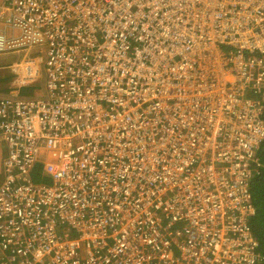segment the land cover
Here are the masks:
<instances>
[{"label": "built area", "instance_id": "built-area-1", "mask_svg": "<svg viewBox=\"0 0 264 264\" xmlns=\"http://www.w3.org/2000/svg\"><path fill=\"white\" fill-rule=\"evenodd\" d=\"M223 5L224 32L200 37L198 16L169 18L163 0H0L12 28L0 52L53 44L40 55L46 91L0 97V264L261 260L247 221L264 143V0ZM98 83L116 93L103 118Z\"/></svg>", "mask_w": 264, "mask_h": 264}, {"label": "rangeland", "instance_id": "rangeland-1", "mask_svg": "<svg viewBox=\"0 0 264 264\" xmlns=\"http://www.w3.org/2000/svg\"><path fill=\"white\" fill-rule=\"evenodd\" d=\"M224 0H163V7L162 11L165 12L167 17L169 18H175V15H181L183 16V19H192L195 15L198 16L199 23L194 24L196 25V35L202 37L200 31L202 30V27H204V31H206L204 34L207 35H218L220 33L224 32V29H221V23L223 19L226 16H229V12L226 11V8L224 7ZM185 6H188V12L184 13L183 9ZM117 12L120 14V11L117 10ZM122 12V11H121ZM121 15H132V12L129 10H124ZM120 15V17H121ZM75 17V15H73ZM73 18L71 20L72 24L69 23L70 27H73L75 29V39L82 40L79 36L81 33H77L78 31H83L82 24L79 21H76ZM146 21V20H144ZM75 22V23H74ZM228 30V29H226ZM82 38H84V35H82ZM48 41H43L45 42L43 46L48 45V47H43L41 49V52L43 55L49 47H52L53 44H48L51 43ZM83 41V40H82ZM22 50L18 51H10V52H0V59L3 61V63H6L7 69L14 61H19L22 57ZM64 55V54H63ZM247 57L248 55L245 54ZM3 66V65H2ZM7 71V70H6ZM4 71L3 73H0V90H4L7 87L10 86V88L18 89V94L22 95L24 99L28 100L30 97H36L39 96L40 90L39 91H34L37 89L36 85L37 83H40L39 80H44V77L42 74H39V78L37 81L35 80H24L21 76H17L14 73H7ZM33 72V69H32ZM36 73V71H35ZM121 74L122 72L119 71ZM129 77V75H127ZM99 80V76L97 81ZM17 81H20L21 83H17ZM100 82V80H99ZM93 83V75L89 80V84L85 87H91ZM43 84V92L44 93L46 90L44 89V82ZM91 85V86H90ZM41 89V88H40ZM106 89H109V87H106L105 84L98 83L96 90L94 92V97H90L91 101L93 104L96 106V108H100V113L101 117L103 118L108 112L111 111V108L113 107V104L111 102L110 97L111 96H116V93H108L106 94ZM33 91L36 94H33ZM98 94V95H97ZM124 107V106H122ZM94 112V111H93ZM91 112V113H93ZM96 113V112H94ZM98 124L95 119L90 118V124ZM109 130L105 131H100V133L107 134L108 135ZM103 142H100L98 144H95V142L91 141V147L94 149V151H97V154L99 153L101 148L103 147ZM42 166V165H41ZM43 168V167H42Z\"/></svg>", "mask_w": 264, "mask_h": 264}, {"label": "trees", "instance_id": "trees-1", "mask_svg": "<svg viewBox=\"0 0 264 264\" xmlns=\"http://www.w3.org/2000/svg\"><path fill=\"white\" fill-rule=\"evenodd\" d=\"M6 19L7 17L4 20L5 22ZM40 73H33V80H38ZM257 154L259 160L261 161V166L257 168L256 172H254L253 178L249 183L251 201L255 207V212L250 216L247 223L251 228V232H253V234L259 239L256 253L259 255L258 257L261 258V260L258 261L257 264H264V143L257 151ZM42 169L41 165L33 164L31 168V176L35 182L50 183L49 177L43 173ZM30 256L31 254L28 251H24L20 258L28 259Z\"/></svg>", "mask_w": 264, "mask_h": 264}, {"label": "crops", "instance_id": "crops-1", "mask_svg": "<svg viewBox=\"0 0 264 264\" xmlns=\"http://www.w3.org/2000/svg\"><path fill=\"white\" fill-rule=\"evenodd\" d=\"M1 29L3 31H6L5 29H3V21L2 20H0V30ZM22 55L23 56L21 57V59L19 61H17V62L14 61L12 63V65H10L8 67V69H7L6 63H3V61L0 59V73H3L4 71L7 70L6 71L7 73H10V74L11 73H14V74L17 75L16 72H20L23 76H25L26 73H27V71H28V69H29L28 57H27L28 55L25 52H23ZM31 60H33V62H35L37 64L40 63V61L38 60V58L37 59L31 58ZM17 83H21V82L20 81H17ZM36 87H37V89H35L34 91H36V90L39 91L40 90V94L39 95H41L42 92H43V84L41 82L40 83H37ZM2 89L0 90V97H19V96H22V95H19L18 94V91H17L18 89H14V88L11 89L10 86L7 87L4 90H2ZM34 91H33V93L31 95L36 94Z\"/></svg>", "mask_w": 264, "mask_h": 264}, {"label": "clouds", "instance_id": "clouds-1", "mask_svg": "<svg viewBox=\"0 0 264 264\" xmlns=\"http://www.w3.org/2000/svg\"><path fill=\"white\" fill-rule=\"evenodd\" d=\"M5 27V28H4ZM3 28L6 30V31H3V30H0L1 32H4L6 33L7 35H10L11 32H12V28L9 26V25H6L5 21H3ZM13 33H15L16 35L19 34L18 31H14ZM39 48H36V47H33L31 49H23L22 51L25 52L28 56V64H29V69L26 73L25 76H23L20 72H16L18 76H21L24 80H32L33 79V73L36 72H39L41 71L40 74L43 75L44 77V80H39L41 83H45L46 80H47V75L45 73H42V68H43V64H41V60L43 59L42 57L40 58V55L41 53L38 52ZM13 51H17V50H13ZM28 51V52H27ZM4 52H10V51H4ZM23 56V55H22ZM31 58H34V59H37L40 61L39 64L33 62V60H31ZM32 69H33V72H32ZM30 71V73H29ZM28 73H29V77H28ZM37 81V80H35Z\"/></svg>", "mask_w": 264, "mask_h": 264}, {"label": "bare ground", "instance_id": "bare-ground-1", "mask_svg": "<svg viewBox=\"0 0 264 264\" xmlns=\"http://www.w3.org/2000/svg\"><path fill=\"white\" fill-rule=\"evenodd\" d=\"M175 88H176L175 85H172L171 87H169V93H170L171 96H173L175 94V91H174ZM185 88L187 89L186 85H185ZM150 108L153 109V110H157L155 107H152V106H150Z\"/></svg>", "mask_w": 264, "mask_h": 264}, {"label": "flooded vegetation", "instance_id": "flooded-vegetation-1", "mask_svg": "<svg viewBox=\"0 0 264 264\" xmlns=\"http://www.w3.org/2000/svg\"><path fill=\"white\" fill-rule=\"evenodd\" d=\"M251 235H252V237H253L254 239H257V240H258V243H259V239H258V237H257L256 235H254L253 232H251Z\"/></svg>", "mask_w": 264, "mask_h": 264}]
</instances>
